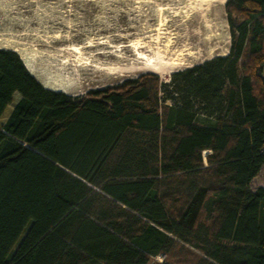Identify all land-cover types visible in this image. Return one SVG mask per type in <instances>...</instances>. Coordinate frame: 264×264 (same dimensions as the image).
Here are the masks:
<instances>
[{
	"label": "trees",
	"instance_id": "16d2710c",
	"mask_svg": "<svg viewBox=\"0 0 264 264\" xmlns=\"http://www.w3.org/2000/svg\"><path fill=\"white\" fill-rule=\"evenodd\" d=\"M225 12L227 54L169 84L73 98L0 48V118L19 94L0 126V264H164L176 246L264 264V0Z\"/></svg>",
	"mask_w": 264,
	"mask_h": 264
},
{
	"label": "rangeland",
	"instance_id": "374dc122",
	"mask_svg": "<svg viewBox=\"0 0 264 264\" xmlns=\"http://www.w3.org/2000/svg\"><path fill=\"white\" fill-rule=\"evenodd\" d=\"M163 3L161 0H0V48L14 49L21 59L27 61L31 75L44 87L64 88L74 81L79 75L78 68L87 62L106 66L137 63L141 59H137L134 51L139 47L133 45L138 42L153 41L158 37L161 43L171 44V48H181L185 44L186 30L176 17L164 11ZM223 11L225 28L221 38L208 45L191 41L190 48L186 50L189 53L183 56L185 62L171 67L165 75L153 71L111 75L106 84H84L68 95L81 98L90 90L111 87L144 73H154L160 82L169 84L173 81V74L201 65L213 57L226 55L230 34L225 6ZM99 50H109L111 55L104 60L97 59L95 52ZM139 50L149 56L153 52L146 48ZM18 99L19 94L14 93L11 104L0 118V126ZM198 118L205 119V112H199ZM209 152L202 151L204 164ZM259 187L264 188V166L250 182L251 190ZM199 256L202 253L197 249L176 246L170 255H157L153 261L194 264Z\"/></svg>",
	"mask_w": 264,
	"mask_h": 264
},
{
	"label": "bare ground",
	"instance_id": "6f19581e",
	"mask_svg": "<svg viewBox=\"0 0 264 264\" xmlns=\"http://www.w3.org/2000/svg\"><path fill=\"white\" fill-rule=\"evenodd\" d=\"M161 1L164 2L163 3L164 6L162 5L164 11L166 10V12H168L171 16L176 17V19L179 20L180 24H182V26L186 30V37H185L186 42L184 41L185 44L181 45L182 46L181 48H171L172 47V46L170 47L171 44L167 45L166 43H161L160 38L158 37H156L153 41L138 42L133 46H135L136 48L139 47V49L141 50L142 48H146L147 51L149 52L153 51L152 55L150 56L146 55L143 51H140L139 49L135 48L136 50L134 51V53L137 59L138 58L141 59L138 60L137 63L133 62L130 64L125 63L123 65L106 66L102 64L99 65L98 63H94V62L88 63L86 61L87 63H85L82 66V68L79 67L78 68L79 70L77 69L79 75L76 76L74 75L75 76L74 81H70L64 88L63 87L62 88L54 87L53 89L51 87L50 88L52 90L61 91L66 94H69L70 92L79 89L84 84H90L96 82L98 84H103V83L106 84L109 82L111 75L113 76L129 75V74L135 75L136 73L142 71H153L160 75H165L171 67L182 65L183 62H185L183 56L189 53L186 52V50L190 48L189 45L191 44V41L195 40L197 44L208 45L215 39H220L221 36L223 35V29L225 28L223 9L225 6V2L227 0H161ZM109 55H111L109 50L108 51L99 50L95 52V56H96L95 58L97 59L103 58L104 60L108 58ZM23 63L25 64L26 68L31 74V68L28 67L27 61L23 60ZM87 66H90L91 68Z\"/></svg>",
	"mask_w": 264,
	"mask_h": 264
},
{
	"label": "water",
	"instance_id": "95a60500",
	"mask_svg": "<svg viewBox=\"0 0 264 264\" xmlns=\"http://www.w3.org/2000/svg\"><path fill=\"white\" fill-rule=\"evenodd\" d=\"M21 59V58H20ZM22 60V59H21ZM23 62V61H22ZM24 64V63H23ZM24 66H25V64H24ZM26 67V66H25ZM27 69V68H26ZM28 70V69H27Z\"/></svg>",
	"mask_w": 264,
	"mask_h": 264
}]
</instances>
